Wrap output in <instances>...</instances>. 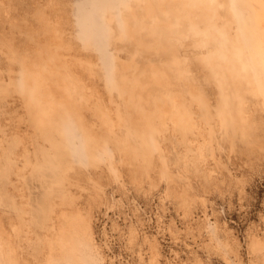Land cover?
<instances>
[{"label":"rangeland","instance_id":"obj_1","mask_svg":"<svg viewBox=\"0 0 264 264\" xmlns=\"http://www.w3.org/2000/svg\"><path fill=\"white\" fill-rule=\"evenodd\" d=\"M193 1L0 0V264H264V0Z\"/></svg>","mask_w":264,"mask_h":264},{"label":"bare ground","instance_id":"obj_2","mask_svg":"<svg viewBox=\"0 0 264 264\" xmlns=\"http://www.w3.org/2000/svg\"><path fill=\"white\" fill-rule=\"evenodd\" d=\"M195 1H197V0H195ZM195 1H193V2H195ZM199 1V0H198ZM204 1H206V0H204ZM203 1V2H204ZM200 3H201V1H199ZM205 4H206V2H205ZM232 12L235 14V7L234 6H232ZM185 13L186 12H183V14H184V16H185ZM205 16V15H204ZM169 18V17H168ZM209 20H211L212 21V19L211 18H209ZM209 20H207V18L205 19V26H204V30H203V37L204 38H202V39H207V38H209V34H208V30H209V28H212V27H215L216 25L215 24H213V21L211 22H209ZM155 21V20H154ZM174 22L175 21H171V23L172 24H174ZM197 23H199V22H197ZM168 24V23H167ZM204 24V23H203ZM212 24V25H211ZM192 25V24H191ZM195 26L197 25V24H194ZM215 25V26H214ZM156 28H158L157 26H155ZM218 27V26H217ZM199 28H201V27H199ZM216 29V28H215ZM241 29V33H244L247 37H249V35L246 33V28H240ZM192 31H194V29H192ZM212 31H214V29H211V33H212ZM228 31H226L225 29H222V30H218L217 31V34H218V37H220V38H222L223 40H229V37H228V33H227ZM193 33V32H192ZM211 35L212 34H210V37H211ZM210 39V38H209ZM209 41V40H208ZM207 41V42H208ZM243 42H244V40L242 39V40H240V37H239V35L238 34H235V36H234V39H233V51H232V56L233 57H235V58H237V59H240V55L243 53V49H244V47H243ZM204 43H202L201 45H203ZM202 47V46H201ZM212 54H221L222 56L224 55V56H226L225 54H223V52H221L220 50L218 51V50H215V51H213L212 52ZM229 56V55H228ZM230 62H231V57H229V59H228ZM176 60H175V58H172V60H171V63L172 62H175ZM177 68V70H175V68H174V70L175 71H177L178 73L181 71V67H179V66H177L176 67ZM222 68V67H221ZM231 69H232V71H233V73H235V75L236 76H238V70H237V68H234V66H231ZM224 71V70H223ZM223 71H219V72H216V78H218V79H216V81H217V89L219 90V96H218V103H219V105L220 106H223V107H228V106H230V104H231V96L232 95H234V96H237L236 95V93H237V90H230L229 88H228V86L226 85V82H227V78L224 76V72ZM243 71V70H242ZM215 73V72H214ZM234 79V78H233ZM235 80V79H234ZM117 83V82H116ZM233 84H234V81H233ZM116 85H118V84H116ZM175 86V85H174ZM177 86V85H176ZM175 86V87H176ZM119 91H121V90H119ZM234 91L236 92V93H234ZM178 92H177V90L174 88L173 90H172V92L169 94V98H173V97H175V95L177 94ZM84 102H85V100H84ZM177 106L175 105V110H177V108H176ZM177 114H178V119L181 121V122H184V120H185V117H186V110H185V108H182L181 110H180V112L178 113L177 111H175ZM180 115V116H179ZM210 119V118H209ZM72 135V134H71ZM91 138V137H90ZM47 152V151H46ZM82 153V152H81ZM85 153V152H84ZM48 161V160H47Z\"/></svg>","mask_w":264,"mask_h":264}]
</instances>
